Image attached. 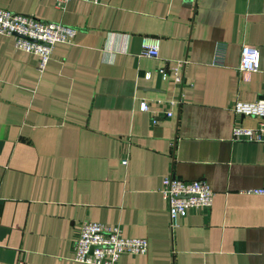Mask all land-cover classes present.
<instances>
[{
	"label": "crops",
	"instance_id": "0c3cea01",
	"mask_svg": "<svg viewBox=\"0 0 264 264\" xmlns=\"http://www.w3.org/2000/svg\"><path fill=\"white\" fill-rule=\"evenodd\" d=\"M0 9L76 30L43 73L0 35V264H79L82 222L147 241L144 256L116 264H264V196L243 193L264 184V144L231 138L232 127L257 124L234 103L264 99V0H0ZM152 40L157 57L140 56ZM242 45L258 52L254 72L238 71ZM167 176L214 193L173 229L159 194Z\"/></svg>",
	"mask_w": 264,
	"mask_h": 264
},
{
	"label": "built area",
	"instance_id": "2783aa9c",
	"mask_svg": "<svg viewBox=\"0 0 264 264\" xmlns=\"http://www.w3.org/2000/svg\"><path fill=\"white\" fill-rule=\"evenodd\" d=\"M69 0H54L61 8ZM88 4H97L99 0H81ZM76 30L59 23L45 22L33 16L18 14L0 9V35L11 37L16 51L33 54L38 58L37 70L43 73L49 59L51 48L55 44L70 45ZM157 40L143 42L140 56L157 57ZM217 55V54H216ZM258 68V52L255 48L242 45L239 56V72H254ZM165 78L162 70L158 71ZM144 79L149 74H143ZM172 82L181 83V76L174 72ZM140 111H147V105L141 102ZM232 113L239 118H253L257 124L253 127L234 126L231 129L232 140H244L264 144V99L254 102H235ZM166 113V116H169ZM155 123L154 121H151ZM121 165L127 160L122 158ZM247 195L264 196V184L260 188L243 191ZM159 194L165 203L169 228L176 227L178 218L191 208L208 209L213 191L202 181L181 180L172 176L162 179ZM147 241L141 238H124L119 227H108L94 222H82L72 244V261L79 264H116L120 256H144ZM16 264H23L18 261Z\"/></svg>",
	"mask_w": 264,
	"mask_h": 264
}]
</instances>
